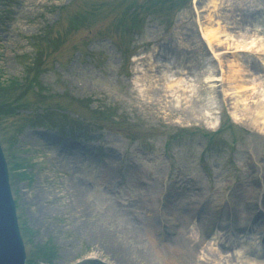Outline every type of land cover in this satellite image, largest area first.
Instances as JSON below:
<instances>
[{"label": "rangeland", "instance_id": "374dc122", "mask_svg": "<svg viewBox=\"0 0 264 264\" xmlns=\"http://www.w3.org/2000/svg\"><path fill=\"white\" fill-rule=\"evenodd\" d=\"M193 2L0 0V144L26 264H215L202 258L206 247L223 252V264H243L234 249L246 244L263 245L255 259L264 258V239H250L260 229L250 201L257 193L264 199V177L248 160L264 158L259 129L249 119L230 123L222 103L219 138L203 137V118L193 112L205 104L193 91L189 101L163 108L132 85L137 66L147 70L150 57L165 53L176 65L215 74ZM252 5L264 13V0H221L211 18L234 34L251 29ZM224 48H217L223 60L233 55ZM256 59L243 60L249 77L264 74ZM35 77L38 93L17 84ZM187 84L195 92L205 86ZM219 88L212 87L217 107ZM228 194H240L246 216L227 223L232 235L218 225L224 219L210 220V228L204 222ZM175 212L180 223L167 226L164 215Z\"/></svg>", "mask_w": 264, "mask_h": 264}, {"label": "bare ground", "instance_id": "6f19581e", "mask_svg": "<svg viewBox=\"0 0 264 264\" xmlns=\"http://www.w3.org/2000/svg\"><path fill=\"white\" fill-rule=\"evenodd\" d=\"M217 3L218 2L216 0H209L206 4V7H210L211 10L209 11H214ZM257 15L258 16L255 17L256 28L259 31L260 24L258 22L264 19V15L262 12H257ZM207 17L209 21H211L212 16L209 13H207ZM198 26L201 37L205 41L206 45L211 49L213 58L216 59V73L214 74V71H211V69L207 66L201 72H197L189 66L182 64L176 65L174 60L166 61L167 63H161L162 60L159 57L154 59L153 57H150L148 59L147 70L145 68L142 69L141 75L135 76L133 79L135 86H138V83L140 85L138 86L139 94L147 95V97L151 100L168 99L170 102H172L173 106H176L178 102L189 101V94H187V92L192 85H188L187 82L185 83L186 80L183 76L189 75V77H196L195 80H199L202 84H208L198 92L192 90L195 94H197L199 99L203 100V103L205 104L203 108H198V110L193 113L201 115L206 127L214 129L216 127L220 105L218 104V107L215 105V100L213 98L214 91L212 89L213 86L211 83L215 81H223L229 85L228 89L221 88V90L223 100L226 97H229L228 99L230 100V103L228 104V108L229 111L231 109L230 115L232 119L236 122L249 119L251 120L250 123L252 127L256 126L261 132H264V91L258 89L262 84H264L262 83V76H264V74L249 77V70L243 61L246 59V62H248V59L250 58L249 56L233 54L230 58L223 60L217 53H215L212 47L213 44L220 45V43H223L220 41H225L228 43V47L230 46L232 48L233 52L258 51L260 54H264L263 37H249L248 39L245 37L235 36L231 33H228L226 29L221 26L219 21L211 22V25L204 24L202 21H198ZM262 61L264 62L263 59ZM158 69L161 70L157 71ZM150 71H154L156 74L150 75ZM168 73L171 75H177V73H179L180 75L175 76L174 80L172 81H165L164 85H159V81H163V79L166 77L165 75ZM184 83L186 85H184ZM248 99L252 100L253 103H251V105H253V107L251 105L248 106ZM238 103H241L240 106ZM73 187H71V194L74 198V202L72 207L69 205L70 210L75 209L78 200L77 193L74 192ZM132 222L133 221L129 222L131 226H133ZM78 226L80 227L81 225ZM97 237L98 240H105L99 236ZM213 249H215V247H210L209 253L213 254Z\"/></svg>", "mask_w": 264, "mask_h": 264}, {"label": "water", "instance_id": "95a60500", "mask_svg": "<svg viewBox=\"0 0 264 264\" xmlns=\"http://www.w3.org/2000/svg\"><path fill=\"white\" fill-rule=\"evenodd\" d=\"M3 182H4V175H3V172L0 170V183H1V186H2Z\"/></svg>", "mask_w": 264, "mask_h": 264}]
</instances>
